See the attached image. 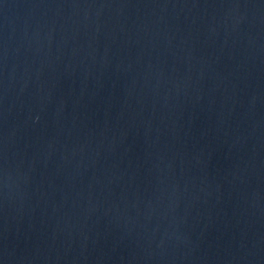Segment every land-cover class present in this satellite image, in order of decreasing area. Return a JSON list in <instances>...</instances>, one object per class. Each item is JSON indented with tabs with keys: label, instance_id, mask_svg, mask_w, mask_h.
Listing matches in <instances>:
<instances>
[{
	"label": "water",
	"instance_id": "obj_1",
	"mask_svg": "<svg viewBox=\"0 0 264 264\" xmlns=\"http://www.w3.org/2000/svg\"><path fill=\"white\" fill-rule=\"evenodd\" d=\"M0 264H264V0H0Z\"/></svg>",
	"mask_w": 264,
	"mask_h": 264
}]
</instances>
